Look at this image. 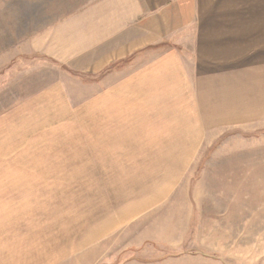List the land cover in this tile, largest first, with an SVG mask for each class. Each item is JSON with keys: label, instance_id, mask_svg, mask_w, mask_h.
<instances>
[{"label": "rangeland", "instance_id": "374dc122", "mask_svg": "<svg viewBox=\"0 0 264 264\" xmlns=\"http://www.w3.org/2000/svg\"><path fill=\"white\" fill-rule=\"evenodd\" d=\"M94 1L0 0L1 243L23 232L32 264H264V99L233 125L200 110L201 95L212 109L225 97L210 84L222 74L264 84V0H189V18L170 9L166 40L81 71L47 33ZM167 52L186 94L95 102ZM169 127L191 131L187 157L167 156Z\"/></svg>", "mask_w": 264, "mask_h": 264}, {"label": "crops", "instance_id": "0c3cea01", "mask_svg": "<svg viewBox=\"0 0 264 264\" xmlns=\"http://www.w3.org/2000/svg\"><path fill=\"white\" fill-rule=\"evenodd\" d=\"M184 6L190 8L191 1L96 0L85 5L78 12L71 14L69 19L49 31L47 33L46 46L49 47L50 54L60 62L71 64L74 69L81 71L97 72L112 63H117L121 59L138 54L143 49L155 47L162 40H166V30L169 29L171 23V26L177 23L176 16H171L172 22H168V16L171 14L170 9L178 7L179 15H186L189 18L191 10L186 9ZM176 56L174 52H171V54L167 52L164 57H157L150 64H144L135 71L132 81H126V86L119 85L117 87L118 91L111 89L109 93L105 92L102 95V99L95 102L100 104L109 103L111 100L115 101L112 96L117 95L116 92H120L124 97H128L130 94V97H135L136 102L140 103L138 98L144 96V91H149L153 87H162L163 89L159 93L163 95L161 103H172L169 98L171 96L167 91L170 89L172 91L175 90L177 92H174V95L181 96L182 93L186 94L183 89L191 86L190 81H192L183 77L184 73L187 75V70ZM220 77H222L220 82L210 83L215 88H221L220 92L225 95V97H219L216 102H211V104H216L215 108L208 107L207 93H205V97L201 95V112L202 109L207 107L204 113L208 117L205 116V120L206 118L216 119V121L228 125H233L241 120L244 121L247 119V111L240 114V106L253 107L259 92L261 93L259 97L264 99V84L260 85L261 83L256 81L253 76H251L253 79L244 76L248 81L247 83H244L245 79L243 77L238 78L229 75L223 77V74ZM132 82H134V90L129 92L127 87ZM247 87L256 88L257 94H251L252 97L244 93L240 95L238 88L245 90ZM230 90L236 92L230 95ZM151 94L150 96L154 94V97L159 95L152 92ZM199 94L201 93L199 92ZM205 101L206 106H203ZM188 103V101L185 102V104ZM189 108L192 110L191 106ZM158 113L161 114V110ZM194 115L199 114L194 112ZM175 117L172 115L164 118H167L166 120H175ZM180 118L183 120L182 117ZM162 133L169 135L167 143L169 145L166 153L167 156L172 157V161L175 160L177 152L181 156L186 153L185 157H187L188 152L192 151L191 131L190 133L187 132L188 140L184 138L186 135L184 131L177 132L176 129H171L170 127L162 131ZM55 182L57 181H51V183ZM7 193L14 195L11 192ZM11 236L12 234L10 233L9 237ZM18 236V247H13L14 243L6 245L3 242L2 244L3 240L0 239V264H32L30 253L20 247L25 239V234L19 232ZM1 245L4 247L3 249H1ZM36 264L42 263L38 262Z\"/></svg>", "mask_w": 264, "mask_h": 264}]
</instances>
